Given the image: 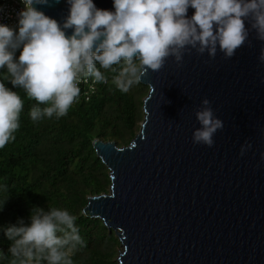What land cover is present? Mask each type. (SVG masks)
Listing matches in <instances>:
<instances>
[{
  "label": "water",
  "instance_id": "95a60500",
  "mask_svg": "<svg viewBox=\"0 0 264 264\" xmlns=\"http://www.w3.org/2000/svg\"><path fill=\"white\" fill-rule=\"evenodd\" d=\"M36 7L61 25L69 12L67 0ZM245 23L250 44L232 58L190 49L141 78L143 117L126 145L92 140L110 184L82 213L116 235L118 264H264V42ZM204 98L224 122L212 147L192 139Z\"/></svg>",
  "mask_w": 264,
  "mask_h": 264
},
{
  "label": "clouds",
  "instance_id": "9594fccd",
  "mask_svg": "<svg viewBox=\"0 0 264 264\" xmlns=\"http://www.w3.org/2000/svg\"><path fill=\"white\" fill-rule=\"evenodd\" d=\"M22 2L18 31L0 24V69L6 68L5 79L29 99L47 105L31 108L33 122L65 116L83 79L104 82L97 64L115 71L113 66L123 61L114 84L127 93L149 70L159 72L167 58L182 65L186 50L207 52L214 59L219 49L225 59L232 58L246 42L250 44L246 21L256 39L264 42V0H113L114 11L97 8L93 0H67L69 12L62 25L36 7L49 5V0ZM190 6L195 11L189 18ZM68 29H73L70 36ZM258 60L264 64V47ZM23 107L17 91L0 82V148L15 139ZM195 115L200 127L193 131V143L212 147L224 122L215 116L208 98ZM249 148L251 143L246 142L240 154ZM76 220L67 210L34 206L30 224L20 219L4 229L12 242L8 249L12 264H73L70 252L85 243Z\"/></svg>",
  "mask_w": 264,
  "mask_h": 264
},
{
  "label": "trees",
  "instance_id": "16d2710c",
  "mask_svg": "<svg viewBox=\"0 0 264 264\" xmlns=\"http://www.w3.org/2000/svg\"><path fill=\"white\" fill-rule=\"evenodd\" d=\"M96 66L106 82L98 84L87 101L73 103L63 117L53 115L38 122L31 120V108L47 105L29 99L22 88L5 79L6 68L0 69V82L24 101L15 139L0 148V264L13 260L8 253L12 242L4 229L20 219L30 224L34 206L45 211L55 207L77 216L75 224L85 243L70 252L73 264H116V235L99 218L82 213L86 197L104 193L110 183L108 169L91 142L97 138L113 141L117 147L126 145L143 117L147 86L138 83L127 93L121 92L114 78L124 62L114 65L115 71Z\"/></svg>",
  "mask_w": 264,
  "mask_h": 264
},
{
  "label": "built area",
  "instance_id": "2783aa9c",
  "mask_svg": "<svg viewBox=\"0 0 264 264\" xmlns=\"http://www.w3.org/2000/svg\"><path fill=\"white\" fill-rule=\"evenodd\" d=\"M25 7L22 0H0V24H6L13 27L18 31V12ZM16 53L19 55L20 50L18 49ZM104 82H94L92 77H87L83 79L78 85L80 88V94L76 98L75 102L79 100L87 101L91 94L94 93L98 84H104Z\"/></svg>",
  "mask_w": 264,
  "mask_h": 264
},
{
  "label": "rangeland",
  "instance_id": "374dc122",
  "mask_svg": "<svg viewBox=\"0 0 264 264\" xmlns=\"http://www.w3.org/2000/svg\"><path fill=\"white\" fill-rule=\"evenodd\" d=\"M142 84V83H141ZM142 120V119H141ZM141 120L138 122V124H140ZM139 128V127H138ZM138 130V129H137ZM137 132V131H136ZM109 174V173H108ZM110 184V183H109ZM108 187L109 185L107 186L106 188V191L104 193H106L108 191ZM120 251V246L118 247V252ZM118 254V253H117ZM115 263L118 264V260H117V257L115 258Z\"/></svg>",
  "mask_w": 264,
  "mask_h": 264
}]
</instances>
